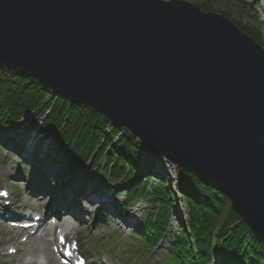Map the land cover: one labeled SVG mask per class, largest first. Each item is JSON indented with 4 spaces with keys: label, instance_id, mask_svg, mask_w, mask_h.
Wrapping results in <instances>:
<instances>
[{
    "label": "water",
    "instance_id": "obj_1",
    "mask_svg": "<svg viewBox=\"0 0 264 264\" xmlns=\"http://www.w3.org/2000/svg\"><path fill=\"white\" fill-rule=\"evenodd\" d=\"M0 65L216 184L264 243V49L182 0H0Z\"/></svg>",
    "mask_w": 264,
    "mask_h": 264
},
{
    "label": "trees",
    "instance_id": "obj_2",
    "mask_svg": "<svg viewBox=\"0 0 264 264\" xmlns=\"http://www.w3.org/2000/svg\"><path fill=\"white\" fill-rule=\"evenodd\" d=\"M221 14L231 20V13ZM236 25L263 45L256 27L240 22ZM15 136L34 137L33 144L40 145L43 157H29L43 168H62L73 179H68L67 185L78 182L87 188L92 184L100 192L106 188L101 183L107 182L109 189L115 190V201L124 197L120 207L124 212L140 200L147 201L141 225L132 234L145 245L144 252L161 248L178 192L189 209L187 228L182 227L172 238L167 264H211L212 258L220 255L223 264H264V243L242 223L230 199L216 184L184 169L178 170L171 184L156 179L152 170L164 160L127 131L116 128L95 109L58 96L40 81L0 65V152L12 147L16 156L26 154L24 143ZM18 169L24 173L30 170L59 191L55 177L48 178L34 165L21 161ZM101 170L107 175H101L102 182L96 186L91 176ZM58 195L65 196L63 191Z\"/></svg>",
    "mask_w": 264,
    "mask_h": 264
},
{
    "label": "rangeland",
    "instance_id": "obj_3",
    "mask_svg": "<svg viewBox=\"0 0 264 264\" xmlns=\"http://www.w3.org/2000/svg\"><path fill=\"white\" fill-rule=\"evenodd\" d=\"M182 1L189 2L199 7L202 11V7H207L211 10L209 12L218 14L220 16H222L221 12H229L231 13L232 17L231 20H228L233 22L235 25L236 22H240L244 25L256 27L262 35L263 45L261 46L264 49V0ZM34 140V137H32V140L29 143L26 142L24 144V147L26 150H30L32 157L42 158V151L39 150L40 145H34ZM45 148L46 147L44 146L42 147L43 150H46ZM5 157H8L7 161ZM21 159L19 156L13 154V152L8 148L3 149L0 152V190H7L9 192L10 198L8 201L10 202V204L14 205L10 208V210L18 208L19 211L24 210L25 213H28V210H32L35 213H48V211H50V206H52V198L48 194L38 192L36 193L37 198L30 197L32 177L34 175L33 172H31L30 170L26 172L27 180L22 179L25 180L24 182L16 178L15 181L11 180L12 176L17 177L16 169ZM162 162V164L153 168V175L155 176V178H163L166 183L170 182L171 184V181H173L172 179H174V177H177L178 170H180L181 168L172 165L168 161ZM45 169L52 170V172L61 171L62 173H60L61 176L59 179L62 180L64 184L69 178H71V175L66 171H62V168L60 167L54 166V168H51L50 166ZM101 172L97 176H91V178L94 179L93 182L96 183V186H98V184L102 182V177L100 176L107 175L105 174V171L101 170ZM66 176L68 179L66 178ZM66 184H68V182ZM71 184L73 186L75 184L77 187L78 182H74ZM101 184L106 187L103 192H107V194L109 193V196L114 195L115 190L111 187L109 189V187L107 186V182H105V184L102 182ZM72 185H69L70 189H75ZM172 186L171 188H174V183L172 184ZM101 194L103 193H94L93 196L95 197L93 199L95 200L93 201L91 199H88V196L86 194H83L82 197H84V199L86 200L83 201V203L85 205V209L88 211L87 214L84 215L85 220L83 221V223L74 224V221L70 220L71 223L68 224V222H66L67 220L64 221L66 224L72 226L71 236H75L74 239L77 238L79 240L82 251L86 254L90 250L94 252V254L87 255L90 259V262L97 264H160L161 260L164 259V261L167 262L166 253L168 248L170 247L172 238L177 235L183 228H187V214L189 209L186 203L182 200L181 195H179L177 192L178 198L176 201H174V214L172 222L170 224V229L165 240L161 243V248L159 250H155L150 254L144 252V244L140 242H138V244H132V241L130 240L131 232H133L136 229L137 225L139 226L141 223L142 217L145 213V209L147 208V201L140 200L124 212L119 208L120 204L124 201V197H120V199L117 201H115V199L111 197L109 199L111 201V204H107L106 207H102L101 202H97L104 201L102 199H98L97 197ZM113 209L117 212L113 211ZM99 211H101V213L107 219L105 221L103 220V223L98 224V222H96V218L99 215ZM131 219L133 220L134 224L129 223ZM22 238L23 236L21 234H17L16 231L7 228L6 224L3 223L0 219V264H23L28 259V257L26 256V252L32 247L34 243L31 246L26 243L23 244L24 239L22 240ZM49 239L52 241V235ZM49 239L38 240L37 238H35L34 241L37 243H48L53 256V246L51 245L52 243L49 242ZM117 243H120V246L117 245ZM106 244H108V247L105 246ZM119 247L121 253L116 254L115 249H119ZM11 249L18 250V253L15 255L10 254L9 251ZM53 258L55 259V256H53ZM37 260L41 264L47 263V257L45 256H40V258ZM222 261L223 257H221V255L214 256L211 260V264H223Z\"/></svg>",
    "mask_w": 264,
    "mask_h": 264
},
{
    "label": "bare ground",
    "instance_id": "obj_4",
    "mask_svg": "<svg viewBox=\"0 0 264 264\" xmlns=\"http://www.w3.org/2000/svg\"><path fill=\"white\" fill-rule=\"evenodd\" d=\"M23 137L24 138L21 139V138H18L17 136H15L14 139L15 140L19 139L21 141V143H24V144L26 142L29 143L32 140L31 136H26V137L23 136ZM25 153L27 154V156H31L30 150H25ZM66 178H67V176H66ZM61 187L62 188H66V191L68 192V196H71L72 198H75V197L77 198L78 195L83 196V194H85L86 192H89V193H87L88 198L89 199H91V198L93 199V194L94 193H91V191L93 190L92 184L86 188V187H84L82 185V183H78L77 187L74 184L73 187L75 189H70V187L65 183L64 186H61ZM97 197L100 200L101 199L104 200V201H97V202H101V206L102 207H106L107 204H111V201L109 200L110 199L109 193L107 194V192H103V194H101V195H99ZM93 200H95V199H93ZM129 223L130 224H134L132 219L129 221ZM66 228L68 229V227H66ZM49 231H51V228H50ZM45 232H48V228H46ZM26 253H27L26 256L28 257V259L23 264H41L37 260V259L40 258V256L47 257V263L46 264H60L58 261H56L53 258L52 252L50 250V247H49L48 243H37V242H35L34 245H32V247Z\"/></svg>",
    "mask_w": 264,
    "mask_h": 264
}]
</instances>
